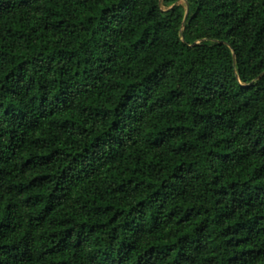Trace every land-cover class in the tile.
Returning <instances> with one entry per match:
<instances>
[{
	"label": "trees",
	"instance_id": "trees-1",
	"mask_svg": "<svg viewBox=\"0 0 264 264\" xmlns=\"http://www.w3.org/2000/svg\"><path fill=\"white\" fill-rule=\"evenodd\" d=\"M0 257L264 264V0H0Z\"/></svg>",
	"mask_w": 264,
	"mask_h": 264
},
{
	"label": "clouds",
	"instance_id": "clouds-1",
	"mask_svg": "<svg viewBox=\"0 0 264 264\" xmlns=\"http://www.w3.org/2000/svg\"><path fill=\"white\" fill-rule=\"evenodd\" d=\"M83 17H81L82 19ZM139 59V58H138ZM156 65H152L151 67L146 68L143 72L139 73V74H134V80L139 82L142 81L147 75H149L151 72H153L155 70ZM193 75H202V73L199 72H194ZM172 87H175V82L173 81L171 84ZM78 151H82V149L78 150ZM75 155V153H73V156ZM73 156H69L68 159L69 161H73ZM79 161H74V163H78ZM67 166V165H66ZM210 179V177H209ZM147 195V194H145ZM144 197H140V199H143ZM135 203V201L133 202V204ZM129 210L132 207V204L128 205ZM3 257H0V260H3Z\"/></svg>",
	"mask_w": 264,
	"mask_h": 264
},
{
	"label": "rangeland",
	"instance_id": "rangeland-1",
	"mask_svg": "<svg viewBox=\"0 0 264 264\" xmlns=\"http://www.w3.org/2000/svg\"><path fill=\"white\" fill-rule=\"evenodd\" d=\"M183 3H184V5L186 6V9H187V14L186 15H188L189 5L186 2H183Z\"/></svg>",
	"mask_w": 264,
	"mask_h": 264
}]
</instances>
